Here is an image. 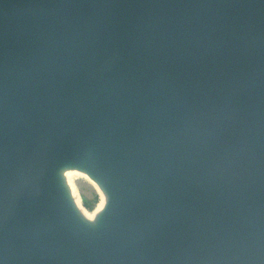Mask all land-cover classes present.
Returning <instances> with one entry per match:
<instances>
[{
    "label": "water",
    "instance_id": "1",
    "mask_svg": "<svg viewBox=\"0 0 264 264\" xmlns=\"http://www.w3.org/2000/svg\"><path fill=\"white\" fill-rule=\"evenodd\" d=\"M0 264H264V0H0Z\"/></svg>",
    "mask_w": 264,
    "mask_h": 264
},
{
    "label": "bare ground",
    "instance_id": "2",
    "mask_svg": "<svg viewBox=\"0 0 264 264\" xmlns=\"http://www.w3.org/2000/svg\"><path fill=\"white\" fill-rule=\"evenodd\" d=\"M64 178L68 184V187L70 189V192L74 198L75 204L78 208V210L80 211V213L86 217L89 220H93L96 215L98 214V212L103 208L104 203H105V194L103 193V191L100 189V187L98 186V184L92 179L90 178V176L85 172V171H81L78 169H66L63 172ZM79 177H85L86 179H88L99 191L100 193V201L96 207V209L93 212H88L84 206L82 205L81 199H80V195H79V191H78V187L76 185V183L74 182V180L76 178Z\"/></svg>",
    "mask_w": 264,
    "mask_h": 264
},
{
    "label": "rangeland",
    "instance_id": "3",
    "mask_svg": "<svg viewBox=\"0 0 264 264\" xmlns=\"http://www.w3.org/2000/svg\"><path fill=\"white\" fill-rule=\"evenodd\" d=\"M74 182L78 187L82 205L88 212H93L100 201L98 189L85 177L76 178Z\"/></svg>",
    "mask_w": 264,
    "mask_h": 264
}]
</instances>
